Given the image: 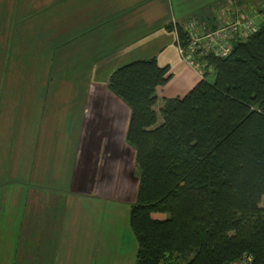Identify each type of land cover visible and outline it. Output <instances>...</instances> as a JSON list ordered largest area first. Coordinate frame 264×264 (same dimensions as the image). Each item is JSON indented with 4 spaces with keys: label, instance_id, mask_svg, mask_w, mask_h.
I'll list each match as a JSON object with an SVG mask.
<instances>
[{
    "label": "crops",
    "instance_id": "1",
    "mask_svg": "<svg viewBox=\"0 0 264 264\" xmlns=\"http://www.w3.org/2000/svg\"><path fill=\"white\" fill-rule=\"evenodd\" d=\"M231 1L0 0V264H136L138 248L135 259L121 246L113 256L119 237L100 227L102 200L133 205L140 183L126 138L131 109L108 89L109 78L156 57L172 73L157 88V112L165 98L184 97L204 76L168 26L174 18L184 27L233 18ZM29 58L38 80L51 76L53 88L30 90ZM80 67L87 89L63 94V71L76 81ZM103 92L118 113L86 120L90 98ZM64 96L80 97V105L63 106ZM109 135L112 148L102 158L98 144Z\"/></svg>",
    "mask_w": 264,
    "mask_h": 264
},
{
    "label": "trees",
    "instance_id": "2",
    "mask_svg": "<svg viewBox=\"0 0 264 264\" xmlns=\"http://www.w3.org/2000/svg\"><path fill=\"white\" fill-rule=\"evenodd\" d=\"M178 39L187 50L182 25ZM197 59L204 79L184 97L165 98L159 112L157 88L172 73L156 57L109 78L131 109L126 138L140 178L130 212L136 264H226L244 254L264 264V21L229 56ZM211 70L214 82L206 79Z\"/></svg>",
    "mask_w": 264,
    "mask_h": 264
},
{
    "label": "rangeland",
    "instance_id": "3",
    "mask_svg": "<svg viewBox=\"0 0 264 264\" xmlns=\"http://www.w3.org/2000/svg\"><path fill=\"white\" fill-rule=\"evenodd\" d=\"M223 18V17H222ZM222 18H211V24L208 23V28L216 27L219 25L222 21ZM214 26H213V25ZM33 58V57H32ZM32 58L26 59V65L27 61L29 65H25L26 70L29 69L28 74L24 73V76H27L29 79V85H30V90H35L38 88H53L54 83L51 82L50 86V77L49 76L46 80V76H43L42 80H38V75H37V67L33 64ZM201 68L205 70L206 68L201 65ZM81 71L75 72L74 78L76 81L72 80H66L65 78L69 76V70H65L62 73V81L60 82V85H58V89L63 90V94H69L70 91H72L73 88L83 90L87 89L88 86V80H86L88 72L86 70H83L84 68H81ZM26 72V71H24ZM216 78V73L215 71L211 70L207 74V81L209 82H214ZM108 89H110L108 87ZM107 89V90H108ZM97 91V95L99 93L98 90H103V89H95ZM109 93L103 92L101 96H93L90 98V103L88 102L87 104V114H86V120H92L93 122L96 121H101L105 119L106 117H110V115L118 113L120 107H116L115 104H109L110 99L108 98ZM120 98V97H119ZM80 97H70V96H64L62 97V105L63 106H73L75 104L80 105ZM117 111V112H116ZM131 116V114H130ZM100 138V137H99ZM104 142H100L98 146H102V151L103 153L101 154L102 158L106 157L107 155L105 152L107 149L111 151V139L113 138L112 135L109 136H103ZM98 154V152H97ZM113 155L110 156L112 158ZM109 157V156H108ZM114 163V162H112ZM126 163V160L123 162ZM136 168V173H137V167ZM137 192H134V199L136 197ZM96 201H94L95 203ZM91 201H89L86 206L88 209H92ZM135 203V202H134ZM101 205V204H100ZM103 206V218L104 219V224L101 225V229L104 228V231L107 232L109 235H113L114 238L119 237V239L114 241L116 244V248L113 250V256L115 255V251H119L121 246L122 252L123 253H129L128 256H131L132 259H135V249L138 248V243L135 238L134 233L131 230L130 224H129V214L131 210L132 203L130 202H124V203H119V202H112V201H107V200H102V205ZM261 206L264 207V198L262 201ZM91 211V210H90ZM89 218H91L89 214ZM112 250V249H111ZM116 261H110L111 264H115ZM186 262H183L182 264H185Z\"/></svg>",
    "mask_w": 264,
    "mask_h": 264
},
{
    "label": "built area",
    "instance_id": "4",
    "mask_svg": "<svg viewBox=\"0 0 264 264\" xmlns=\"http://www.w3.org/2000/svg\"><path fill=\"white\" fill-rule=\"evenodd\" d=\"M230 3L236 6V14L233 18H222L221 23L215 28H208L207 22L199 20H193L185 27L191 36L187 50L181 46L178 39L182 55L202 72L201 63L197 59L198 56L210 54L216 57L229 56L233 51L234 43L246 40L256 33L261 22L264 21V0H232ZM247 4H249L248 10L244 9ZM171 23L178 35L179 22L174 18ZM254 260L253 255L244 254L229 264H254Z\"/></svg>",
    "mask_w": 264,
    "mask_h": 264
},
{
    "label": "water",
    "instance_id": "5",
    "mask_svg": "<svg viewBox=\"0 0 264 264\" xmlns=\"http://www.w3.org/2000/svg\"><path fill=\"white\" fill-rule=\"evenodd\" d=\"M226 264H229V263H226Z\"/></svg>",
    "mask_w": 264,
    "mask_h": 264
}]
</instances>
